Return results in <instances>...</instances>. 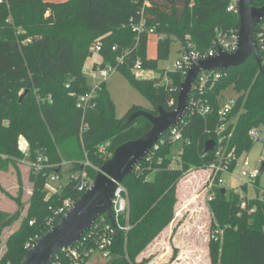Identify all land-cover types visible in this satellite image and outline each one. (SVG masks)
I'll return each mask as SVG.
<instances>
[{
  "label": "trees",
  "instance_id": "16d2710c",
  "mask_svg": "<svg viewBox=\"0 0 264 264\" xmlns=\"http://www.w3.org/2000/svg\"><path fill=\"white\" fill-rule=\"evenodd\" d=\"M227 3L228 0H0V167L17 160L33 162L40 154L47 158V166L40 172L34 173L30 167L33 189L28 206L20 226L6 240L0 264L20 262L27 251L26 242L48 229L45 220L53 209L64 198L75 201L82 194L77 190L79 179L74 176L60 192L47 194L50 173L58 169L60 175L62 163L67 161L74 164L76 173L84 167L94 178L116 146L139 137L151 126L143 116L126 121L132 112L141 109L136 105L117 118L105 80L96 84L94 105L85 110L77 106L78 96L93 87L82 67L95 45L100 46L101 65L114 63L128 49L118 70L151 102L153 109L149 111L156 114L159 105L172 110L183 73L168 71L169 82H161L164 70L158 69V60L168 57L171 38L183 44L189 35L195 49L206 51L217 29L237 28L238 15L226 10ZM251 4L261 6L264 0H252ZM141 18L160 36L156 58L147 56L150 34H138L132 28ZM259 56L262 71L250 55L238 66L228 68L224 77L209 83L204 96L211 111L205 116L187 111L183 139L167 140L165 132L163 140L158 139L137 168L123 179L127 204L118 214L117 223L129 225V229L117 231L109 264H142L134 263L135 256L173 218L176 183L190 170L206 168L213 161V150L203 153L207 140H220L226 151L233 147L238 157L250 150L254 140L249 130L264 127V51L260 50ZM137 58L145 69L159 70L160 76L135 78L130 68ZM230 84L240 94L224 120L226 128L218 134V97ZM25 90L27 94L19 100ZM20 135L28 140V156L18 147ZM58 145H62L60 150ZM102 145H106L105 153L99 150ZM179 150L180 160H176ZM85 161L90 166H84ZM222 187L216 184L210 189L211 228L215 233V238L209 240L210 264H264V194L248 198L233 189L222 192ZM242 198L247 200V208L255 207L253 212L240 208ZM15 201V213L0 210V233L21 215L23 203L20 197ZM101 218L110 221L105 214L95 221ZM30 220L34 223L30 224ZM56 254L63 255L58 250L53 259Z\"/></svg>",
  "mask_w": 264,
  "mask_h": 264
},
{
  "label": "rangeland",
  "instance_id": "374dc122",
  "mask_svg": "<svg viewBox=\"0 0 264 264\" xmlns=\"http://www.w3.org/2000/svg\"><path fill=\"white\" fill-rule=\"evenodd\" d=\"M2 27L0 25V28ZM157 41V35H149L147 56L150 58H156L157 56ZM181 48L182 43L176 38H171L169 55L166 59L158 60V69L173 70L174 63L181 59ZM102 59V56L94 48L92 55L87 57L83 63L82 72L92 86L96 85L100 80L105 79L108 94L115 104V116L117 118L124 117L128 110L135 105L141 107L143 110H152L153 106L151 102L140 91L134 88L119 70L110 73L106 78L97 75L93 69V65ZM159 70H151L152 73L150 74L154 77H159ZM221 93L219 97L223 96L225 98H237L240 94L233 89V84L225 86ZM235 121L236 118H233L232 123L234 124ZM258 129L262 131L264 127ZM259 137L256 141H253L249 151L240 153L233 171L231 173H224L221 176L223 179L221 186L228 190H235L242 197L254 198L264 193V168L261 169V162L264 160L263 131ZM24 140L28 143L27 138L20 135L18 138L19 148ZM61 146L58 145L57 150H60ZM232 149L234 148L232 147L228 151L230 152ZM38 156L45 157L41 154ZM31 162L29 159L17 160L15 164L10 162L7 166L0 167V210H7L10 214L15 213L18 210V204L15 201L16 197H20L23 203L20 217L16 221H13L11 225L4 227L0 233V258L6 251V240L20 226V218L25 215V210L28 206L27 203L33 189V182L29 179ZM242 168L247 172L258 170L259 175L257 178L252 179L246 177L238 178L236 175ZM208 173L207 169H193L187 172L176 183L173 218L135 256L134 263L210 264L209 240L215 238V233L211 228L212 211L209 207L208 196L211 194L209 183L210 181L212 183V179ZM76 174L72 162L66 161L62 163L60 181L63 184ZM59 182H51L47 178V194L52 193L55 190V185ZM107 261V259L102 258L100 255L94 254L83 264H109V261Z\"/></svg>",
  "mask_w": 264,
  "mask_h": 264
},
{
  "label": "built area",
  "instance_id": "2783aa9c",
  "mask_svg": "<svg viewBox=\"0 0 264 264\" xmlns=\"http://www.w3.org/2000/svg\"><path fill=\"white\" fill-rule=\"evenodd\" d=\"M226 10L238 15L237 0H228ZM132 28L138 34H141L143 32H146L148 34H155L154 29L152 27H147L142 18L140 19L139 22L133 23ZM237 32H238V27L230 28L228 30L217 29L213 42L206 51H199L195 49L194 44L189 40V35H186L187 41L182 44V48H181L182 49L181 59L177 60L174 63L173 70L181 71L183 73V78H184L187 69L189 67L191 58L200 59L208 56H213L218 53L219 49L227 52L235 51L237 49V43H238ZM253 34L258 50L264 51V17L255 26ZM157 37L159 38L160 36L157 35ZM136 39L138 40V36L136 37ZM99 49L100 46L96 44L95 50L98 52ZM113 49H116V45L113 46ZM127 52L128 49L124 50L123 53L117 57L114 63H106L101 65L100 62H97L93 68L94 71L97 73V75H99L102 78L108 77L110 73L118 70L119 66H121L124 63L125 54ZM173 70L164 69V73H163L164 76L161 82L168 83L169 79L166 76L167 72ZM226 70H202L198 73L188 96V107L186 112L190 111L191 114H199L201 116H205L211 111V106L208 102V99L205 98L204 96L206 86L209 83L224 77L226 75ZM130 71L132 75L138 79L154 78V76L150 74L152 73L151 70L145 69L142 65V61L139 58H137L134 61L132 67L130 68ZM95 87L96 85H94L91 90L78 96L77 99L78 107L85 110L87 107L95 104L94 102V99L96 97ZM222 97H218L220 103L218 110V114L220 117V125L216 129L218 134L226 128V123L224 120H226V117L230 113L236 100V98L234 97H226V98L225 97L222 98ZM183 117L175 125L169 127V129L166 131L168 132V134L166 135L167 140L176 142V141H181L183 139V132L185 127V121ZM81 129H84V126H82ZM261 132L262 131L258 128H251L249 130V136L252 140L255 141L260 138L259 136ZM164 134H162V136ZM159 139L162 138L160 137ZM28 150L29 149H27V151H24L25 156H28L29 154ZM99 150L102 153H105L106 145L100 146ZM213 152H214L213 161L210 162L206 166V168H203L209 171L208 174H210V177L212 179V183L211 181L209 183L210 189L213 187V185L216 184L221 186L223 182V179L221 177L222 174L231 173L239 158L234 153L233 149L230 152L226 151V149L221 145L220 140L219 142L215 141V147L213 149ZM180 153H182V150H179L178 156L175 158L176 160H180V155H179ZM46 160H47L46 157L38 156L35 161L31 162L30 167L32 168L33 172L38 173L42 170V168L46 167L47 166V164L45 163ZM231 164L233 165L231 166ZM87 165L90 166V163L88 161H85L84 166ZM134 168H137V164L134 166ZM99 169L100 168H98L97 171ZM257 174H258V170H254L253 172H247L245 169L242 168L238 171L236 176L238 178L246 177L252 179L255 178ZM74 177L79 179V183L77 184V190L82 193L91 186L93 181V178L89 176L87 170L84 167L79 172H77V174ZM48 178L51 182H55V181L59 182L61 178L58 173V169L57 171L50 173ZM60 182L57 185H55V190L50 194L60 192L63 185L65 184ZM119 189L120 190L116 192L115 197L113 199V210L116 219V227L113 226L110 221L106 222L103 218H101L98 221H94L92 226L89 229H87L81 235L80 239L77 242H75L71 247L59 250L63 253V255L56 254L55 258L53 259L52 257V259L47 264H83L89 257H91L94 254L100 255L104 259H109L111 257L112 254L111 247L113 245L114 237L117 231L123 229L125 230L129 229V225L121 226L117 223L118 214L122 213L126 209V204H127L126 197L124 196L125 188L123 187L122 184L119 185ZM208 198L209 199L212 198V192L210 196H208ZM74 202L75 201L71 197L64 198L61 204L55 209H53L52 214L45 220V226L48 227V229L51 226H53L66 213V211L73 205ZM239 206L241 209H248L249 212H253L255 210L254 206L247 208L248 207L247 200L244 198L241 199ZM32 223H34V220H30V224ZM38 237L36 238L31 237L25 244L26 249L32 247L33 244L38 239Z\"/></svg>",
  "mask_w": 264,
  "mask_h": 264
},
{
  "label": "water",
  "instance_id": "95a60500",
  "mask_svg": "<svg viewBox=\"0 0 264 264\" xmlns=\"http://www.w3.org/2000/svg\"><path fill=\"white\" fill-rule=\"evenodd\" d=\"M252 0H237L239 26L237 32V49L227 52L219 49L218 53L205 58L190 59L187 72L181 82L172 110L157 106V113L139 109L132 112L126 119L132 121L138 116L145 117L151 124L150 128L135 139H130L116 146L111 155L105 159L96 172L91 186L86 189L66 213L41 236L32 247L27 249L22 260L17 264H47L54 253L71 247L81 235L89 229L97 217L105 214L111 224L116 227L113 210V199L123 179L131 174L134 166L154 146L157 140L169 127L175 125L185 114L188 107V96L198 73L202 70H226L243 63L253 55L262 71V63L253 31L264 17V4L254 6ZM28 90L19 97L21 100ZM215 141L205 142L203 153L213 150ZM264 168V160L261 169ZM225 192V187L221 188ZM120 230H118V233Z\"/></svg>",
  "mask_w": 264,
  "mask_h": 264
},
{
  "label": "crops",
  "instance_id": "0c3cea01",
  "mask_svg": "<svg viewBox=\"0 0 264 264\" xmlns=\"http://www.w3.org/2000/svg\"><path fill=\"white\" fill-rule=\"evenodd\" d=\"M21 144V143H20ZM19 144V145H20ZM20 149L24 152V151H27V149H28V143L24 140V142L20 145ZM32 193V192H31ZM31 195V194H30ZM0 202H1V200H0ZM4 205V204H3ZM2 205V206H3ZM4 207H5V205H4ZM3 211H6L7 212V210H3Z\"/></svg>",
  "mask_w": 264,
  "mask_h": 264
}]
</instances>
